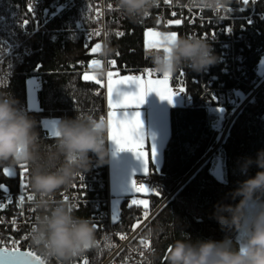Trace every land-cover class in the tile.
Returning a JSON list of instances; mask_svg holds the SVG:
<instances>
[{
    "label": "trees",
    "instance_id": "16d2710c",
    "mask_svg": "<svg viewBox=\"0 0 264 264\" xmlns=\"http://www.w3.org/2000/svg\"><path fill=\"white\" fill-rule=\"evenodd\" d=\"M30 1L0 0V92L9 93L20 107L27 108L26 82L28 77L35 75L41 82L37 93L39 107L36 110L27 108L26 112L38 122L37 131L43 141L52 144L56 137L43 128L44 119H57L61 123L78 115L96 117L105 109L102 86L85 81L84 72L77 65L81 60L90 63L99 57L98 51L92 52L95 42H86L84 32L76 26L77 21L87 28L92 25V1L43 0L41 12L29 11L27 4ZM259 8L264 12V0L259 1ZM151 26L143 18L130 21L119 9L110 12L107 42L115 50L111 57H115L120 66L138 68L147 64L143 58L144 31ZM118 30H123V35H116ZM260 31L263 32L262 27ZM249 38L250 43L243 47L252 52L254 42L261 39L262 34L250 31ZM177 74L172 75V83ZM213 119L214 116L202 108H170V136L162 165L160 171H150V185L158 193L151 197V208L170 195L148 226V232L149 229L153 232L155 261L159 264H167L169 245L176 239L187 238L186 234L193 241L228 238L240 245L237 241L239 232L221 231L220 225L211 217L218 203H239V200L226 199L227 194L234 191L239 182L259 171L253 166L248 175H243L238 161L244 157L256 159L257 153L264 150V92L241 109L215 151L222 162L223 181L212 174L215 154L192 172L217 146L218 132L212 127ZM5 167L10 166H0V185L15 192L21 169L19 165L14 166L16 174L7 176L3 171ZM30 174L29 169L25 174L28 188H31ZM3 192L0 189V194ZM128 201V197H124L121 202L118 230L133 229L144 214V209L139 206L129 207ZM85 212L80 210L76 215L84 216ZM158 227H163L164 231H154Z\"/></svg>",
    "mask_w": 264,
    "mask_h": 264
},
{
    "label": "clouds",
    "instance_id": "9594fccd",
    "mask_svg": "<svg viewBox=\"0 0 264 264\" xmlns=\"http://www.w3.org/2000/svg\"><path fill=\"white\" fill-rule=\"evenodd\" d=\"M188 8L219 14L233 0H180ZM160 0H116V7L127 19L144 18ZM168 52L151 53L153 70L161 75H174L181 68L205 73L219 63L212 45L197 36H180L165 40ZM114 49L105 43L101 55L109 58ZM98 75L105 72L98 69ZM38 122L9 93L0 92V166L27 165L33 204L38 211L30 243L49 264H76L78 258L97 248V228L89 218L75 214L71 204L55 201V194L71 188L78 177L92 170L93 163L107 162L108 125L91 116L66 119L59 125L54 143L46 144L37 131ZM95 157V161H93ZM256 166L255 176L239 182L226 199L239 203H218L213 218L223 232H242L243 243L197 239H176L166 252L167 264H264V150L257 158L238 161L239 171L248 175ZM257 205L249 214V205ZM154 231L162 232L163 227ZM149 236L153 232L148 233ZM185 235V233H182ZM149 264H154L150 261Z\"/></svg>",
    "mask_w": 264,
    "mask_h": 264
},
{
    "label": "built area",
    "instance_id": "2783aa9c",
    "mask_svg": "<svg viewBox=\"0 0 264 264\" xmlns=\"http://www.w3.org/2000/svg\"><path fill=\"white\" fill-rule=\"evenodd\" d=\"M91 1L92 25L87 28L81 21H77L76 26L84 32L86 42L101 44V49L98 50L99 70L105 72L101 80L106 84L109 70L118 71L119 74L129 73L142 79L161 76L153 70V65L148 63H152L151 53L163 50L144 49L143 58L148 63L138 68L127 67L125 64L120 66L115 57L104 58L101 55L104 44L108 43L105 34H108V14L118 8L114 0ZM259 1L249 0L245 4L243 0H233L228 8L221 10L217 15L207 10L185 7L180 0H169L168 4L160 0L159 6L153 8L143 18L152 24L151 27L171 29L180 35H194L206 39L212 45L215 55L219 57V63L205 73H195L190 69L181 68L171 85L173 91L183 85V93L175 96L181 100L182 107L202 108L214 116L212 127L218 132V138L220 137L217 146L226 137L241 109L258 94L264 92V12L259 8ZM27 7L29 11L41 12L43 0H31ZM178 19L181 20L180 24L175 23ZM191 20L194 22H190ZM167 21L172 23L168 24ZM261 27L263 32L260 31ZM97 31L100 34L94 35ZM250 31H256L258 35L261 33L262 38L254 42L252 52H247L243 45L248 46L250 43ZM118 32L123 33V30ZM109 60H115V65L107 63ZM77 65L83 72L88 71L89 63L81 60ZM146 69L153 70L152 75H148L144 71ZM23 109L27 111L26 107ZM91 117L94 119L103 117L107 123V107L98 116ZM95 159L93 157V161ZM27 177V175L20 176L17 191L0 194V203L6 205L0 209V246L6 245L11 248L10 241L16 240L20 251H34L45 259L46 264H49V261L30 243L31 229L34 227L35 217L39 214L33 200L26 199L22 204L19 201L21 194L26 197L33 195L31 188L21 187ZM135 181L138 185L151 184L152 175L150 172L146 175L137 174ZM74 185L76 187L58 191L53 198L54 202H65L62 195L67 194L69 200L65 203L73 206L75 214L84 210L86 212L81 217L89 218L93 223L100 225L99 228L96 227L97 248L78 258L76 264H82V259H87L89 264H149L150 261L159 264L155 261V250L152 236L148 235V226L167 198L147 211V215L144 211L140 220H137L138 226L129 231H122L117 229L120 218L114 221L111 210L113 195L110 190L108 158L103 165L94 162L92 170L83 175L82 181L78 177ZM9 197L11 203L8 201ZM13 220H16L15 225L12 224ZM25 235L29 239H23ZM121 236L125 238L121 239ZM141 240L146 243L141 244ZM141 249L143 252L140 251ZM51 264L57 262L53 260Z\"/></svg>",
    "mask_w": 264,
    "mask_h": 264
},
{
    "label": "snow or ice",
    "instance_id": "6c2138e0",
    "mask_svg": "<svg viewBox=\"0 0 264 264\" xmlns=\"http://www.w3.org/2000/svg\"><path fill=\"white\" fill-rule=\"evenodd\" d=\"M165 4L169 3V0H164ZM249 0H243V3L247 4ZM159 6V5H158ZM157 6V7H158ZM175 15V13H173ZM190 22H194L191 20ZM166 23L171 24L172 21H167ZM176 24H180L181 20L175 21ZM100 32L97 31L94 35H99ZM107 35V33H105ZM150 37H158L155 41L158 47H162L164 52L170 51V49L164 47L165 40L171 41L174 40L177 36V33H159L153 30H149L146 33ZM116 35H123L122 32H117ZM91 39V36L89 37ZM101 49V44L97 43L93 48L92 52L95 53ZM107 63L111 65H115V60H109ZM100 67V61L97 59H93L91 61V65L89 67ZM148 75H152L153 70H144ZM172 77L171 74H167L163 76L162 80H142L139 76H126L119 77L117 71V78L113 79V72L109 70L107 72V94H108V139L112 143L115 144L116 148L119 152H131L133 153L137 159H140L144 163L143 172L146 175L148 171V153L144 151V143H145V134L143 131L144 125L141 119V113L139 111L129 112L130 109H139L142 107L146 98L155 93L161 101L167 100L169 103H173L174 97L178 93H183V85L177 87L174 91L168 87L169 78ZM85 81L89 80V75L85 73L83 75ZM96 83H100V80H96ZM122 86H128L129 89L132 86H135V91H126L122 89ZM213 99H215L213 97ZM113 109H120V111H113ZM115 116L116 119L113 121L112 117ZM101 120H105L103 117ZM55 137L57 138L59 135L58 130L55 132ZM151 160L154 161L156 158V148L155 145L151 148ZM21 169V175L25 176L28 173L29 169L27 165H19ZM4 174L8 176H12L13 172L10 168L5 167L3 169ZM79 179L83 180V175L79 177ZM21 187L27 189L28 183L27 181H23ZM73 187H76L73 185ZM0 189L7 192V187L5 185H0ZM131 189L133 192L140 191H149L144 187L143 184L137 186L136 181H131ZM32 201L34 200V195H28L27 197L23 194L19 196V201L22 204L25 200ZM63 201H68L69 197L67 194L62 195ZM9 203H11V197L8 198ZM138 201L136 199H132L129 207L132 205H136ZM6 207L5 204L0 203V209ZM147 215V211L145 212ZM118 217H114V221H117ZM12 224H16V220L12 221ZM97 228L100 227L99 224L94 223ZM33 230V227L31 231ZM151 230L149 229V233ZM124 239V236L120 237ZM23 239L27 240L29 237L25 235ZM108 239V237H105ZM12 247L8 248L6 245L0 246V264H46L45 259H42L41 256L37 255L34 251H20L18 249V242L16 240L10 241ZM141 244H145L144 240L140 241ZM143 252V249L140 250ZM82 264H89L87 259H82Z\"/></svg>",
    "mask_w": 264,
    "mask_h": 264
},
{
    "label": "rangeland",
    "instance_id": "374dc122",
    "mask_svg": "<svg viewBox=\"0 0 264 264\" xmlns=\"http://www.w3.org/2000/svg\"><path fill=\"white\" fill-rule=\"evenodd\" d=\"M149 30H153L155 32H159L162 34L170 33V32L177 33L176 31H164L156 27H149L144 31V49L163 50L162 47H158L157 44L155 43L158 37H150L146 34ZM90 65H91V61L89 63V66ZM96 68L97 67L95 66L89 67L88 71L84 72L83 75L85 73L89 75L90 78L87 81L96 82V80H100L99 84L104 89L103 92L105 99V107H107V111L109 112L107 82L105 84L104 81L101 80V78L98 75V69ZM112 72H113V79L115 80L117 78V72L116 71H112ZM118 75L119 77L133 76L129 73H125V74L118 73ZM170 78L168 81L169 88H171ZM162 79H163V75L159 77H151L142 80H162ZM40 87H41V82L37 79L35 75H31L30 77H28L26 82L27 108L30 110H36L39 107L37 93ZM122 89L126 91L128 90L135 91V86H132L131 89H129L128 86H122ZM174 101L176 103H179L180 101L181 104V100L178 101L177 98L175 97H174ZM169 108L170 106L168 105L167 100L161 101V99L155 93H152L146 98V102L142 107H140L139 109L129 110V112L139 111L141 113V119L144 125L143 131L146 139L144 143V151L148 153L147 173H149L154 169L160 171V167L163 161L164 148L170 136ZM113 111H120V109H113ZM112 119L113 121H115L116 117L113 116ZM108 120L109 117H107V125H108ZM59 125L60 122L57 119H44L42 121L43 128L48 131L50 136H55L54 134L58 130ZM108 131H109V125H108ZM153 145H155L156 153H157L154 161L151 160V152H150ZM107 148L109 151L108 169H109V179H110V190L113 195L111 199V210H112L113 218L118 217L119 219L121 214V202L124 199V197H128L129 205L132 199H136L138 201L136 206L141 207L142 209H144V211H149L151 209V197L158 194L157 189L148 183H144L143 185L149 191L142 190L140 192H133L131 189V181L135 180L136 175L144 174L143 161L137 159L136 156L131 152H119L115 144L112 143L111 141L108 142ZM214 151L215 148H213L209 152V153H213L212 155L215 154V158L213 160L214 168L212 171H214V169L218 164L222 166L221 159ZM8 168L12 170L13 172L12 176H14L16 174V168L11 166ZM137 186L139 185L137 184ZM256 207L257 205L250 204L248 209L249 214H251L252 210ZM138 225L139 222L137 221L135 227ZM244 236L245 234L242 232H239L237 235V241L239 242L240 245L243 243Z\"/></svg>",
    "mask_w": 264,
    "mask_h": 264
},
{
    "label": "water",
    "instance_id": "95a60500",
    "mask_svg": "<svg viewBox=\"0 0 264 264\" xmlns=\"http://www.w3.org/2000/svg\"><path fill=\"white\" fill-rule=\"evenodd\" d=\"M218 148V146L217 147H215V151H216V149ZM214 151V152H215ZM212 154L213 153H209L205 158H204V160L192 171V172H194L199 166H201L210 156H212ZM212 174L218 179V180H220V181H223V175H222V177L221 178H218L215 174H214V171H212Z\"/></svg>",
    "mask_w": 264,
    "mask_h": 264
},
{
    "label": "bare ground",
    "instance_id": "6f19581e",
    "mask_svg": "<svg viewBox=\"0 0 264 264\" xmlns=\"http://www.w3.org/2000/svg\"><path fill=\"white\" fill-rule=\"evenodd\" d=\"M214 174L218 177L221 178L223 173H222V166L221 165H217L216 168L214 169Z\"/></svg>",
    "mask_w": 264,
    "mask_h": 264
},
{
    "label": "crops",
    "instance_id": "0c3cea01",
    "mask_svg": "<svg viewBox=\"0 0 264 264\" xmlns=\"http://www.w3.org/2000/svg\"><path fill=\"white\" fill-rule=\"evenodd\" d=\"M98 60V59H97ZM100 67H97L96 69H99ZM172 85V80H171V78H170V86ZM178 101L180 100V99H177ZM166 104H167V102H166ZM168 105L170 106V108L171 107H173V106H180L181 104H180V101H179V103H176L175 101H173V103H169L168 102ZM170 108H169V111H170ZM107 113H108V111H107Z\"/></svg>",
    "mask_w": 264,
    "mask_h": 264
}]
</instances>
